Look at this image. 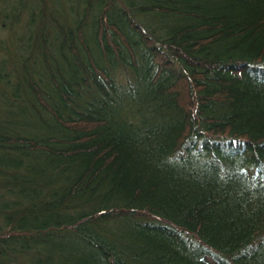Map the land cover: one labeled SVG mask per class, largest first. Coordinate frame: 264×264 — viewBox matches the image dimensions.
I'll list each match as a JSON object with an SVG mask.
<instances>
[{
  "label": "trees",
  "instance_id": "obj_1",
  "mask_svg": "<svg viewBox=\"0 0 264 264\" xmlns=\"http://www.w3.org/2000/svg\"><path fill=\"white\" fill-rule=\"evenodd\" d=\"M52 1L0 9L51 96L10 66L30 97H0V264H264V0ZM40 111L55 137L16 133Z\"/></svg>",
  "mask_w": 264,
  "mask_h": 264
},
{
  "label": "rangeland",
  "instance_id": "obj_2",
  "mask_svg": "<svg viewBox=\"0 0 264 264\" xmlns=\"http://www.w3.org/2000/svg\"><path fill=\"white\" fill-rule=\"evenodd\" d=\"M54 2H55V0H54ZM54 2H53V4H54ZM17 18H19V17H17ZM21 18H22V20H19V22L13 24V29H16L15 33L11 36V38L10 37L8 38V41L6 44H4V47H3V45H1L2 48L0 50V52H1L0 53V69H3L4 72H0V77H2L0 79V97H18V95L21 97H30V94L28 92L23 91V89H22L23 87H19V85L17 84L15 79H13L11 77V73L8 70V65H9V61L11 58L12 59H18L19 61L25 60L30 53V48L32 45V40H33L32 26H29L28 20L26 18H24V17H21ZM88 30H89L88 28H85V32H84V34H86V39L89 38L88 39L89 44L87 43L88 46H90L92 48V50L95 53L94 55L96 56L97 59H100V58L103 59L102 56L97 51L96 46H94L92 44V42L94 43V41L92 39H90L91 35H89ZM134 40L135 39L133 38V41ZM101 65L104 66L103 63H101ZM106 67H107V65H106ZM31 71L33 73H31ZM29 72H30V74L37 76V78H39L41 80V87L43 89V85H45V87H46L45 94L47 96H49L47 89H49V87H50V85H49L50 79H49V76L44 71L41 70L40 63H37L36 66H32L30 68ZM49 91H50L49 94H52L55 97L54 91H52V90H49ZM82 97H87V96H82ZM49 98H51V96H49ZM24 106H26V104L19 103L18 105H15L13 108L24 110V108H23ZM123 110H125V109H123ZM125 112L129 115L132 114L129 111H125ZM132 115H137L136 110H134ZM63 117H66V115L64 114ZM21 122L24 123L25 125L27 123H32L31 125L27 124L28 128L25 127L24 125H20L17 128L16 133H18L21 136L24 135L25 133L28 135V132L33 131V130H35V128L42 126L45 122L47 123L48 126H51L48 121L44 120V122H41V120L33 118V117L30 119L21 120ZM30 134H31V132H30ZM30 134H29V136H31ZM44 135H47V136L50 135L53 137L56 136V135L54 136V133H52L50 131H48ZM242 158L249 159L250 157L243 155ZM226 161H227V159H226ZM229 161H230V159H229ZM244 163H245V166L247 165V168L244 167V168L239 169V166L241 164H244ZM250 163H252V161L241 160V162L237 161V163H232V165L230 166V164L227 161L228 168L225 170L224 174L218 173V176H219V178H223V179H225L226 177L229 176L230 180H233V179H237V177H241L240 175H244L246 178L251 180L250 174H251L252 170L249 167ZM199 165H201V164H199ZM258 177L259 178L261 177L260 174H258ZM251 181H256V179L251 180ZM256 182L258 183V181H256ZM40 221H42V220H40ZM120 232H121L120 230L119 231L116 230V232L113 234H115V236H117V237H120ZM118 233H119V236H118ZM111 242H113V241H111ZM62 243H63V240H60V241L58 240V241L53 242L54 245H59V246ZM119 243H120V241H119ZM119 245H123V243H120ZM1 249H2V247H0V251H1ZM1 260H3V259H1ZM55 261L58 262V260H55Z\"/></svg>",
  "mask_w": 264,
  "mask_h": 264
},
{
  "label": "bare ground",
  "instance_id": "obj_3",
  "mask_svg": "<svg viewBox=\"0 0 264 264\" xmlns=\"http://www.w3.org/2000/svg\"><path fill=\"white\" fill-rule=\"evenodd\" d=\"M20 0H0V9H4V10H6V11H11V10H14V9H16L20 4ZM15 23H17V21L15 22ZM14 24V23H13ZM15 26V25H14ZM15 28V27H14ZM13 25H11V26H9V27H3V28H1L0 29V49L2 48L1 47V45H3V47H4V44H6L7 43V41H8V38L10 37L11 38V36L15 33V30L16 29H13ZM33 32V31H32ZM6 41V42H5ZM30 50H31V48H30ZM30 54V53H29ZM126 56H127V54H126ZM37 57V58H36ZM36 57L33 59V60H31L30 59V55H28L27 56V58H26V61H27V64H28V71L30 70V68L32 67V66H36V63H37V61H39L40 62V57L38 58V55L36 54ZM128 57H130L129 55L127 56V58L125 59V61H124V63H122V65H126V70L127 71H129L131 68L129 67V66H127V65H130L131 67H133L134 65L133 64H131L130 63V59L128 58ZM37 60V61H36ZM24 60H18V59H10V61H9V65H8V70L9 71H11V68H10V66L13 64V63H22ZM137 67V69H138V71L140 70L141 71V73H142V71H143V68H141V66H136ZM0 72H4V70L3 69H0ZM30 73V72H29ZM31 73H33L32 71H31ZM33 75V74H32ZM126 75V74H125ZM35 76V75H34ZM124 76V74L120 71L119 72V78H122ZM2 77H0V79H1ZM124 78V77H123ZM31 79V78H30ZM29 79V80H30ZM38 79V78H37ZM38 83H39V85L41 86V80L40 79H38ZM140 95H142V94H138V96H140ZM135 97H137V96H135ZM135 102V101H134ZM65 114V112L62 114V116ZM39 115H40V117L42 118V119H40L41 120V122H44V120L45 121H48L49 122V124L51 125V126H48L47 125V123L45 122L42 126H40V127H38L37 129H35V130H33V131H30L31 132V135L33 136V137H35V136H39V137H41V138H50V137H52V136H50V135H44L45 133H47L48 131H50V132H52L53 131V129H55V127H56V125H55V123H54V119L48 114V113H46L45 111H40L39 112ZM52 127V128H51ZM184 150V149H183ZM180 151V149L179 148H177V149H174L173 151H171L168 155H167V160H172V159H177V157H179V156H184L185 155V152L184 151ZM233 156V155H232ZM42 168H44V169H46L47 167H49V165L48 164H46V163H43L42 164V166H41ZM41 168V169H42ZM251 168V170H252V172L254 171V173H256V171L255 170H253L254 168H252V167H250ZM259 174V173H258ZM258 176V175H257ZM256 176V177H257ZM256 177H255V179H256ZM253 179H254V177H253ZM254 179V180H255ZM152 217H154V220L155 219H158L160 222H161V224H154L153 223V221H149V223H148V225L149 226H154V227H158V228H163L164 226L162 225V223H166V222H168L165 218H163V217H159V216H157V215H152ZM115 221V220H114ZM112 222L111 224H109V225H107L106 226V229L108 228V227H118V224H122V222L121 221H119V222H117V221H115V222Z\"/></svg>",
  "mask_w": 264,
  "mask_h": 264
}]
</instances>
